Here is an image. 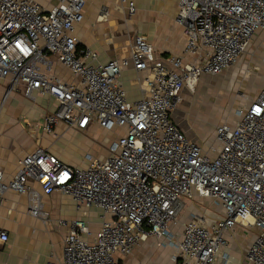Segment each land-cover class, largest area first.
I'll list each match as a JSON object with an SVG mask.
<instances>
[{"label":"built area","instance_id":"2783aa9c","mask_svg":"<svg viewBox=\"0 0 264 264\" xmlns=\"http://www.w3.org/2000/svg\"><path fill=\"white\" fill-rule=\"evenodd\" d=\"M131 18L136 0H119ZM164 1V0H156ZM86 0H59L49 10L34 0H0V79L8 81L4 101L19 89L35 100L48 95L55 108L43 116L48 133L65 123L86 131L120 129L106 157L87 153L83 166L70 165L38 146L6 178L0 170V207L9 191L27 196V212L44 222L50 213L43 195L61 193L77 208L101 210L94 238L83 219L58 220L66 229L61 264H120L149 235L174 246L176 264H228L226 233L239 223L257 230L246 251L249 264H264V85L236 110L237 120L215 129L206 150L172 118L185 88L194 91L206 75L235 65L255 33L264 30V0H179L176 22L186 37L184 55L156 56L142 34L131 39L130 55L100 60L80 44L76 29ZM108 15L103 8L102 17ZM64 65L77 81L56 72ZM264 66V55L261 57ZM147 71V93L128 99L123 68ZM38 185V186H37ZM212 198L220 218L188 217L177 237L173 227L188 201ZM9 238L0 228V241ZM49 264H56L50 262Z\"/></svg>","mask_w":264,"mask_h":264},{"label":"crops","instance_id":"0c3cea01","mask_svg":"<svg viewBox=\"0 0 264 264\" xmlns=\"http://www.w3.org/2000/svg\"><path fill=\"white\" fill-rule=\"evenodd\" d=\"M34 1L44 10H49L59 3V0ZM178 2L179 0H136L137 12L130 18L125 4L119 0H86L85 18L77 26L76 35L80 44L99 52L102 62L128 57L131 39L136 34L148 38L153 44L156 56L184 55L186 37L183 28L176 22ZM103 8L108 9V15L102 19L100 16ZM250 45L254 47L249 49ZM256 51L259 54L263 52L261 57L264 55L262 29L255 33L245 53H252L253 56ZM242 57L243 55L235 65L225 71L229 77L231 72L242 64ZM247 62L248 60L242 65L243 69L244 66L246 69L249 67ZM56 72L69 81L78 80L60 63H56ZM147 74V71H138L133 66L123 68L122 80L130 101H137L147 93L145 82ZM217 75H206L208 77L206 81L215 79L213 76ZM7 88L8 81L0 79V170L4 171L6 178H11L18 169L20 159L38 146L47 148L70 165L83 166V156L88 151L94 152V147L86 145V141L98 127L91 126L86 131H80L69 129L62 122L56 126L55 132L48 133L40 124L43 116L55 108V100L42 94L31 100L24 96L23 90L19 89L12 92L4 101ZM186 89L189 88L183 90L182 99L183 95L188 93ZM175 110L172 118L181 126ZM210 139L214 141L212 136H207L204 142L202 141L204 148ZM199 199L204 198L188 201L186 206ZM42 200L44 208L49 211L51 217L47 222L27 212L26 195L15 191L7 193L6 202L0 207V228L7 230L9 238L5 242L0 241V264H49L50 262L61 264L66 229L59 226L58 220L61 218L87 220L92 233L86 237L90 239L94 238L103 221L100 209L91 207L85 212L84 206L78 209L71 197L61 193L45 194ZM212 213L210 212L211 220L208 221L217 218L215 213ZM183 224L179 221L173 227L177 237L182 234ZM226 236L228 245L220 254L224 252L229 254L228 264H249L246 251L252 239L249 242V236H246L244 238L246 242L236 241L230 231ZM161 241L162 238L149 235L131 255L121 256L120 264H176L173 259L176 248L163 246L160 244ZM220 258L221 256L218 264Z\"/></svg>","mask_w":264,"mask_h":264},{"label":"rangeland","instance_id":"374dc122","mask_svg":"<svg viewBox=\"0 0 264 264\" xmlns=\"http://www.w3.org/2000/svg\"><path fill=\"white\" fill-rule=\"evenodd\" d=\"M253 45H250L249 49L254 47ZM255 53H253V56L252 53H243L242 64L231 72L230 77L228 73L224 72L221 75L213 76L215 79L206 81L208 77L205 76L200 80L194 91L186 89L188 93L183 95V99L178 104L175 112H177L181 124L180 128L190 139L202 146H204L202 141L204 142L207 136H212L216 141V126L223 122H235L238 119L236 110L244 107L261 90L264 85V66L260 64L263 52L259 54L256 51ZM246 60H248L247 63L250 68L246 69L244 66L243 69L242 65L246 63ZM119 132L120 129L118 128L113 131H107L99 127L95 128L88 137L86 145L94 147L92 154L95 157L107 156V147ZM214 141L208 140L205 149L208 150ZM87 153L91 152L88 151ZM189 204L191 207H189ZM189 204V208L186 206L179 217L182 224L193 214H197L204 219L211 218L210 212H214L217 218L223 215L222 207L217 205L212 198L199 199ZM88 216L90 217V215ZM85 221L88 223L87 220ZM234 229V231H230L234 240L243 243L246 242L244 239L246 236H249L248 241L250 242L256 234L255 228L241 223Z\"/></svg>","mask_w":264,"mask_h":264}]
</instances>
